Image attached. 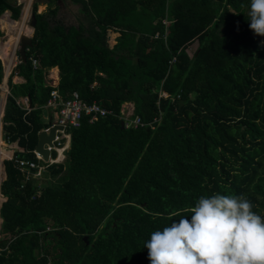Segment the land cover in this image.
<instances>
[{
	"label": "trees",
	"instance_id": "16d2710c",
	"mask_svg": "<svg viewBox=\"0 0 264 264\" xmlns=\"http://www.w3.org/2000/svg\"><path fill=\"white\" fill-rule=\"evenodd\" d=\"M70 1L76 24L58 17L59 0L43 12L32 3V45L7 78L1 138L22 150L2 161L0 264H150V234L216 193L245 197L264 218V36L249 28L250 0ZM21 7L0 0V15L17 20ZM53 89L111 113L67 128L65 158L36 160L57 182L39 185L38 167L15 157L35 160ZM127 102L143 125L120 127Z\"/></svg>",
	"mask_w": 264,
	"mask_h": 264
},
{
	"label": "clouds",
	"instance_id": "9594fccd",
	"mask_svg": "<svg viewBox=\"0 0 264 264\" xmlns=\"http://www.w3.org/2000/svg\"><path fill=\"white\" fill-rule=\"evenodd\" d=\"M249 28L264 36V0H250ZM145 241L150 264H264V218L243 196H201Z\"/></svg>",
	"mask_w": 264,
	"mask_h": 264
},
{
	"label": "built area",
	"instance_id": "2783aa9c",
	"mask_svg": "<svg viewBox=\"0 0 264 264\" xmlns=\"http://www.w3.org/2000/svg\"><path fill=\"white\" fill-rule=\"evenodd\" d=\"M37 64H38L37 60L35 58H32L33 67H36ZM160 95L166 96L167 94L165 92H161ZM19 104L23 107L28 108L29 104H28L27 97L24 100V104H21V103ZM45 106L47 108H50L54 113L53 114L54 117L50 121V126L52 124H59L63 126L62 131L60 130L56 131V133L59 132L61 135H57V134L55 135V138L53 140L54 148L50 149V150L52 149L61 150V152H58L57 158H59L60 155L64 157L63 146H62L61 141L63 139H68L70 136L68 133H66L67 128L79 127L83 117H89V121L92 122L97 116H105L111 113L110 110L101 107L95 101L90 102V103L85 102L83 99L79 98L76 92H73L70 98L63 99L55 89H53L50 92V97L47 100ZM121 117H122L124 127L126 128L143 125V122L140 119V117L138 116L131 117V115H128L126 111L122 108H121ZM159 119L160 118H154L153 121L149 123L150 127L153 128L154 123L157 122ZM33 154H34L35 160L27 159L24 157H15V161L19 164L20 167H23V168H28V169L36 168V167L43 168V166L40 167L36 163V160H43L41 153H39L36 150H33ZM12 157L13 156H11L10 158ZM53 161L54 159H50L48 163H52Z\"/></svg>",
	"mask_w": 264,
	"mask_h": 264
},
{
	"label": "crops",
	"instance_id": "0c3cea01",
	"mask_svg": "<svg viewBox=\"0 0 264 264\" xmlns=\"http://www.w3.org/2000/svg\"><path fill=\"white\" fill-rule=\"evenodd\" d=\"M12 1L15 2L16 5H18V4L22 5L23 3H25V0H12ZM22 8L23 7H21L19 17L22 16V13H23ZM10 14L11 13L9 10H5L0 15V55L2 53H4L5 43H8V41L11 39L13 40L19 34L18 30H17V26L12 25V23L15 22L16 20L12 19L10 17ZM30 32H31V29H29V27H28V29L26 28L23 33L19 34V38H20V36H22L25 33H26L25 35H28V33H30ZM2 38H8V39H6L7 40L6 41V40H3ZM19 38H18V41H19ZM0 59L2 62V66H3L2 86H0V108L3 109L4 103H5V98H6V95L8 93L7 78H8V75L10 74L12 68L19 62L20 56L18 54V50H16V48H15L13 61L11 63L10 69L8 70V72L6 74H4V69H5L4 68V65H5L4 60L2 59L1 56H0ZM57 77H58V73H57L56 67L48 70L47 75H46L47 81L56 80ZM12 82L22 83V82H24V79H23V77H21L19 75H14L12 77ZM4 85H5V87H4ZM25 98L26 97L20 96L17 98V102L24 104ZM122 109H124L128 115H131L130 111L133 109V104L130 102L124 103L122 105ZM53 114L54 113L50 108H47L45 105L42 107L41 119L44 123H48L49 121H51V119L54 117ZM42 130H44V129H42ZM56 134L61 135L59 132H57ZM38 141H39V136H38ZM69 142H70V136L68 139H63L61 141L62 146H63L64 157H62L60 155L59 158H57L58 152H61V150L60 149H58V150L54 149L56 152V156H55V158H52L51 157V151L53 150L52 149V150H50L49 159H54L53 162H61L65 158L66 151L69 147ZM21 150H22V148L20 146H18L16 141H11V142L7 141L6 142V141L2 140L1 133H0V182L5 178V170H4V165L2 163L3 159H9L11 156L14 155L15 152H20ZM38 174H39V172H37V175ZM0 200L2 201L3 198H1Z\"/></svg>",
	"mask_w": 264,
	"mask_h": 264
},
{
	"label": "rangeland",
	"instance_id": "374dc122",
	"mask_svg": "<svg viewBox=\"0 0 264 264\" xmlns=\"http://www.w3.org/2000/svg\"><path fill=\"white\" fill-rule=\"evenodd\" d=\"M34 1H36V0H32L31 1L29 15H28V17L26 19V22H25L26 26H25L24 30L27 28V26L30 27L29 22L31 20L32 3ZM25 2H26V0H25ZM24 5H25V3L22 4V7L23 8H24ZM48 5L54 6L55 5V0H51V3L48 4ZM48 7L49 6H47V3H45V1L43 3H38V5H37V12L46 11ZM23 8H22V11H23ZM78 8H79V6L77 4L72 3L70 0H62V1L59 0L58 17L65 24H76L77 21H78V19H79V17H80L79 12H78ZM21 19H22V16H20L15 22L18 23V22L21 21ZM24 30H23V32H24ZM30 34H32V32L28 33V35H30ZM117 36H118V32H115L113 30H108L107 40H108V44L110 46H112L115 43V39H116ZM2 39L3 40H6L8 38H2ZM196 46H197V42L195 41L194 43H192L187 48V51H188V53L190 55L195 50ZM18 49H19V43L16 45V50H18ZM130 113L132 114L131 111H130ZM38 170L37 171L39 172V174L37 175V172H36L34 176L38 179L39 183H38V181H37V183L39 185H46V184H50V183L57 182L56 179H55V176L51 175V173H50V171H48L46 165H43V168H38Z\"/></svg>",
	"mask_w": 264,
	"mask_h": 264
},
{
	"label": "water",
	"instance_id": "95a60500",
	"mask_svg": "<svg viewBox=\"0 0 264 264\" xmlns=\"http://www.w3.org/2000/svg\"><path fill=\"white\" fill-rule=\"evenodd\" d=\"M38 3H48L49 0H36ZM31 32H33L34 26H35V18L34 15L31 13V20L29 22ZM32 35V34H31ZM31 35H22L19 38V41H17V44L19 43V49H18V54L22 60L25 59V53L27 48H29L32 43H31ZM2 86V82L0 84ZM3 109L0 108V115H2ZM120 127L123 128L124 124L123 121L120 122ZM63 130V126L59 124H52L48 129H44L39 133V141L38 144L35 147V150L41 153L43 160L45 162H49V154H50V149L54 148L53 140L56 135V131ZM0 133H1V123H0ZM1 199V198H0ZM1 201V200H0ZM1 222V218H0ZM87 235L83 236V240H85V243L87 244Z\"/></svg>",
	"mask_w": 264,
	"mask_h": 264
},
{
	"label": "bare ground",
	"instance_id": "6f19581e",
	"mask_svg": "<svg viewBox=\"0 0 264 264\" xmlns=\"http://www.w3.org/2000/svg\"><path fill=\"white\" fill-rule=\"evenodd\" d=\"M30 4H31V0H28L27 4H26V7L23 11V14H22V19L21 21L17 24V30H18V33L21 34L23 33V30L25 28V22H26V19L29 15V10H30ZM19 34L18 36H16L13 40H11L9 43H6L5 44V48H4V53L1 54L3 60H4V63H5V67L8 66L9 62H11L13 60V55H14V50L16 48V41L19 37ZM5 87V85H4ZM3 87V88H4Z\"/></svg>",
	"mask_w": 264,
	"mask_h": 264
}]
</instances>
